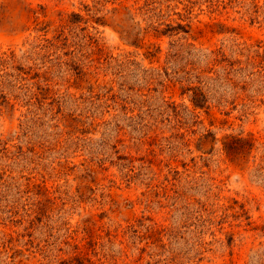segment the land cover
Segmentation results:
<instances>
[{
	"label": "rangeland",
	"instance_id": "374dc122",
	"mask_svg": "<svg viewBox=\"0 0 264 264\" xmlns=\"http://www.w3.org/2000/svg\"><path fill=\"white\" fill-rule=\"evenodd\" d=\"M0 264H264V0H0Z\"/></svg>",
	"mask_w": 264,
	"mask_h": 264
},
{
	"label": "trees",
	"instance_id": "16d2710c",
	"mask_svg": "<svg viewBox=\"0 0 264 264\" xmlns=\"http://www.w3.org/2000/svg\"><path fill=\"white\" fill-rule=\"evenodd\" d=\"M202 98H204V97H202ZM204 100H205V98L204 99H200V100H198V99L195 100V106L202 108ZM233 140H236V141H239V142L243 141V139H241V138L232 137L231 141H233ZM224 147H225V149L227 150V152L229 154H238L239 149L237 147H234L232 145V142L231 143L225 142Z\"/></svg>",
	"mask_w": 264,
	"mask_h": 264
}]
</instances>
